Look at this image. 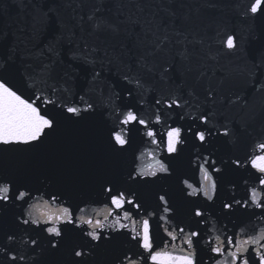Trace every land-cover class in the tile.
I'll list each match as a JSON object with an SVG mask.
<instances>
[{"label":"snow or ice","instance_id":"6c2138e0","mask_svg":"<svg viewBox=\"0 0 264 264\" xmlns=\"http://www.w3.org/2000/svg\"><path fill=\"white\" fill-rule=\"evenodd\" d=\"M30 9L0 32V264H264V43L228 31L264 0Z\"/></svg>","mask_w":264,"mask_h":264},{"label":"water","instance_id":"95a60500","mask_svg":"<svg viewBox=\"0 0 264 264\" xmlns=\"http://www.w3.org/2000/svg\"><path fill=\"white\" fill-rule=\"evenodd\" d=\"M226 2L227 0H222V3ZM250 2L251 0H234L240 11ZM30 10V0H0V32H14L17 25L23 21L25 13ZM224 14L229 16L232 14V10L225 8ZM252 30L255 31L256 36H261L264 33V20H257L252 24L251 22L244 23L240 18H234L228 28L229 32L235 31L236 35L249 48L258 47L264 43V39H257L256 37L248 39ZM259 103H264V101H257V104ZM220 147L221 150H224L226 146L221 145Z\"/></svg>","mask_w":264,"mask_h":264}]
</instances>
